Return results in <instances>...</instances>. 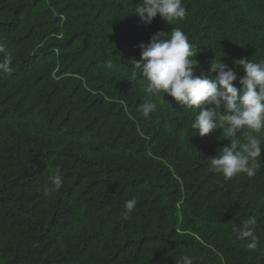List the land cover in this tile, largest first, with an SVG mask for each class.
Listing matches in <instances>:
<instances>
[{
    "label": "trees",
    "instance_id": "1",
    "mask_svg": "<svg viewBox=\"0 0 264 264\" xmlns=\"http://www.w3.org/2000/svg\"><path fill=\"white\" fill-rule=\"evenodd\" d=\"M139 2L0 0L12 55L0 78V264H264V149L252 178L210 173L229 143L220 130L191 136L198 110L133 74L138 45L178 27L204 70L221 60L243 75L236 60H264V0H182L172 25L142 22ZM57 168L63 186L46 196ZM249 217L256 250L233 231Z\"/></svg>",
    "mask_w": 264,
    "mask_h": 264
},
{
    "label": "clouds",
    "instance_id": "2",
    "mask_svg": "<svg viewBox=\"0 0 264 264\" xmlns=\"http://www.w3.org/2000/svg\"><path fill=\"white\" fill-rule=\"evenodd\" d=\"M146 24H151L159 14L170 25L182 20L186 11L182 0H140L134 11ZM140 59L134 61L133 74L139 71L147 83L146 93L151 96L167 94L185 109L198 110L190 124L191 136H205L220 130V139L229 143L216 155L211 156L208 171L220 174L229 181L239 174L252 178L261 168V151L264 149V60L259 63L246 58L235 61L242 66L239 75L235 67L224 62H211L204 70L194 58L196 49L178 27L169 32H157L150 42L140 43ZM0 78L11 74L12 55L0 43ZM197 69H200L197 72ZM234 81L241 86L238 88ZM157 109L156 103L145 100L137 111L144 117ZM52 187L44 194L50 195L63 186L57 168L50 177ZM137 205V199L125 201L121 216L127 220ZM257 220L249 217L242 227L233 226L236 238L247 241L248 250H256L258 237L255 235ZM177 264H193V257L184 255Z\"/></svg>",
    "mask_w": 264,
    "mask_h": 264
}]
</instances>
